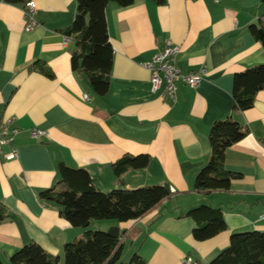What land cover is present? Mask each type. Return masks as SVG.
I'll use <instances>...</instances> for the list:
<instances>
[{
	"label": "crops",
	"instance_id": "crops-1",
	"mask_svg": "<svg viewBox=\"0 0 264 264\" xmlns=\"http://www.w3.org/2000/svg\"><path fill=\"white\" fill-rule=\"evenodd\" d=\"M33 1L39 25L29 31L24 7L0 0V121L12 118L19 129L0 161V207L7 210L0 223L3 261L10 264L23 246L37 243L63 264L65 245L84 235V228L60 214L56 202L39 195L59 180L60 162L87 169L105 192L170 186L171 196L139 219L91 223V229L117 225L131 232L125 234V263L138 252L147 264H180L185 257L208 264L229 246L233 233L264 232V90L252 108L232 115L249 129L226 154V168L241 177L229 190L195 189L196 176L210 159V129L233 113L236 73L264 63L263 44L250 28H261L262 0L109 3L114 65L104 96L95 94L85 73L71 65L75 43L62 30L74 21L77 0ZM169 40L180 47L181 71L208 70L197 87L178 81L175 101L152 90L146 67ZM37 60L47 63L54 78L30 69ZM32 129L45 133L33 137ZM13 148L17 157L7 159ZM125 154L151 159L121 181L112 164ZM200 204L220 207L227 222L226 230L204 241L195 239L196 222L186 216Z\"/></svg>",
	"mask_w": 264,
	"mask_h": 264
},
{
	"label": "trees",
	"instance_id": "trees-1",
	"mask_svg": "<svg viewBox=\"0 0 264 264\" xmlns=\"http://www.w3.org/2000/svg\"><path fill=\"white\" fill-rule=\"evenodd\" d=\"M25 7L28 0H6ZM137 0H77V14L71 25L62 31L73 40L71 65L74 71H82L95 94L104 96L109 91L114 65V49L109 38L106 8L111 2L121 7L133 5ZM158 5L167 0H152ZM264 6V0H262ZM257 25H251L254 36L264 47V15ZM49 78L54 71L46 62L37 60L31 66ZM264 90V63L236 73L233 86L232 114L216 120L209 134L211 155L207 164L196 176L195 189L206 191L229 190L241 173L226 168L227 150L242 140L249 129L233 118L234 113L252 108L259 91ZM264 143V137L262 139ZM149 154H125L112 164L114 175L122 176L133 169H142L150 163ZM59 180L48 189L40 191V198L56 202L60 214L73 226L85 229L84 235L65 245V264H147L135 252L128 263L122 261L123 237H113L106 230L90 228L93 220L127 222L143 217L169 198L165 185H147L138 188H114L108 192L99 190L90 172L85 168H72L64 162L58 166ZM196 222L195 239L204 241L227 229V222L220 207L200 204L186 212ZM7 218V210L0 207V223ZM61 257L51 255L37 244L23 246L10 257V264H60ZM0 264H7L0 257ZM208 264H264V232L258 230L233 233L230 244Z\"/></svg>",
	"mask_w": 264,
	"mask_h": 264
},
{
	"label": "built area",
	"instance_id": "built-area-1",
	"mask_svg": "<svg viewBox=\"0 0 264 264\" xmlns=\"http://www.w3.org/2000/svg\"><path fill=\"white\" fill-rule=\"evenodd\" d=\"M36 3L33 0L25 4V28L32 30L39 25L36 19ZM70 40L67 37V41ZM180 47L169 40L164 49L160 50L155 57L146 63V67L151 71L152 90L160 92L162 97L169 98L172 101L176 100L178 81H182L190 87H197L205 79L207 75V68L201 67L194 72H183L177 65V55ZM84 98L89 100L88 94ZM19 133V129L13 126V119L9 118L0 121V161L3 159V151L5 145H14L15 137ZM44 131L39 129H32L31 135L39 137ZM18 151L13 148L11 153L6 156L7 159L17 157ZM123 237L122 240H124ZM180 264H200L191 257H185Z\"/></svg>",
	"mask_w": 264,
	"mask_h": 264
},
{
	"label": "water",
	"instance_id": "water-1",
	"mask_svg": "<svg viewBox=\"0 0 264 264\" xmlns=\"http://www.w3.org/2000/svg\"><path fill=\"white\" fill-rule=\"evenodd\" d=\"M261 33H263V29H260ZM94 182L96 183V185L98 186L99 190H103V185H101L96 178H93ZM165 187L167 188V190L169 192H171V188L168 184H165ZM108 234L113 236V237H120V235H124L126 233L125 230L121 231V228L117 225H113L111 226L108 230H107Z\"/></svg>",
	"mask_w": 264,
	"mask_h": 264
},
{
	"label": "rangeland",
	"instance_id": "rangeland-1",
	"mask_svg": "<svg viewBox=\"0 0 264 264\" xmlns=\"http://www.w3.org/2000/svg\"><path fill=\"white\" fill-rule=\"evenodd\" d=\"M93 223H102V222H99V220H93ZM96 228H100V226H98L97 224H95L93 230H102V229H96ZM106 231H107V230H106ZM129 247H130V243L127 242V243H126V249H129ZM133 254H134V253H133ZM63 264H64V263H63Z\"/></svg>",
	"mask_w": 264,
	"mask_h": 264
}]
</instances>
